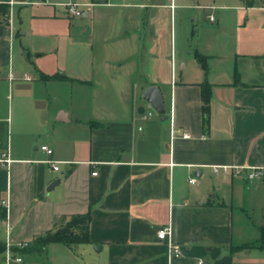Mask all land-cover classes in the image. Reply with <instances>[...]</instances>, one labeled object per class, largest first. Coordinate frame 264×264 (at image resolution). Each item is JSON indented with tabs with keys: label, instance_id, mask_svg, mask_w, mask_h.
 Segmentation results:
<instances>
[{
	"label": "crops",
	"instance_id": "1",
	"mask_svg": "<svg viewBox=\"0 0 264 264\" xmlns=\"http://www.w3.org/2000/svg\"><path fill=\"white\" fill-rule=\"evenodd\" d=\"M77 1L0 0V264L85 214L89 242L50 243L48 264H264V180L212 171L264 168V5ZM154 85L164 120L142 117Z\"/></svg>",
	"mask_w": 264,
	"mask_h": 264
},
{
	"label": "trees",
	"instance_id": "2",
	"mask_svg": "<svg viewBox=\"0 0 264 264\" xmlns=\"http://www.w3.org/2000/svg\"><path fill=\"white\" fill-rule=\"evenodd\" d=\"M247 6H255L257 4H263L264 0H243ZM8 8L5 4H0V22L8 15ZM202 67L207 71L206 58L199 56ZM42 78L45 80H67L64 74L45 75L42 74ZM201 97H202V111L204 115V123L208 124L211 114V97H212V85L208 82L201 84ZM91 216L85 215H73L66 223L59 226L54 231L47 232L44 236L39 237L32 247L24 249L15 248V252L25 254L30 249L38 250L42 252L50 243H63L67 246L75 244H82L89 242V224ZM5 250V246L0 245V252Z\"/></svg>",
	"mask_w": 264,
	"mask_h": 264
},
{
	"label": "built area",
	"instance_id": "3",
	"mask_svg": "<svg viewBox=\"0 0 264 264\" xmlns=\"http://www.w3.org/2000/svg\"><path fill=\"white\" fill-rule=\"evenodd\" d=\"M64 6L67 8L69 15L80 17L83 14V10L81 9V4L77 0H67L64 3ZM213 20V16L210 17ZM156 112V110L148 103L147 108L142 113L143 119H148L152 117ZM184 138H189L190 135L188 133L183 134ZM43 151H45L49 156H52L54 151L47 145H42L40 147ZM48 162L52 165L53 170L59 171V161H55L53 159H49ZM248 169L247 178L251 181L255 180H264V168H255V167H243V166H231V165H214L212 166V171L215 174L223 173L229 174L235 172L236 174H241L243 170ZM94 175L97 172L93 173ZM196 179H191L190 182L195 183ZM3 204L5 206L8 205V201L4 200ZM158 237L163 240H169V248H168V256L170 258L180 256L182 254L181 248L179 245L173 243L172 241V228L170 226L163 227L158 231ZM20 247H25V245H20ZM8 250H10V245H8ZM9 264H23V257L12 255L9 256Z\"/></svg>",
	"mask_w": 264,
	"mask_h": 264
},
{
	"label": "water",
	"instance_id": "4",
	"mask_svg": "<svg viewBox=\"0 0 264 264\" xmlns=\"http://www.w3.org/2000/svg\"><path fill=\"white\" fill-rule=\"evenodd\" d=\"M142 97L145 101H147L155 110L156 112L161 115V119H166V108H165V100L162 94L160 87L154 85L147 87L142 94ZM59 183V179L54 181L49 190H51L54 186Z\"/></svg>",
	"mask_w": 264,
	"mask_h": 264
},
{
	"label": "rangeland",
	"instance_id": "5",
	"mask_svg": "<svg viewBox=\"0 0 264 264\" xmlns=\"http://www.w3.org/2000/svg\"><path fill=\"white\" fill-rule=\"evenodd\" d=\"M223 1H227V0H203L202 2L217 6L218 4H221ZM209 12H211L214 16L219 15V12L216 10H209ZM70 254L76 257L82 256L80 248H78V246H75L73 250L70 251ZM51 255H53V253H51ZM25 259L29 261L28 264H48L51 262L50 255L44 252H40V251L27 253Z\"/></svg>",
	"mask_w": 264,
	"mask_h": 264
}]
</instances>
